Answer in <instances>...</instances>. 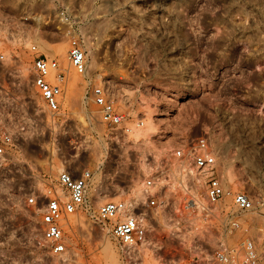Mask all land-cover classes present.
<instances>
[{
	"label": "rangeland",
	"instance_id": "374dc122",
	"mask_svg": "<svg viewBox=\"0 0 264 264\" xmlns=\"http://www.w3.org/2000/svg\"><path fill=\"white\" fill-rule=\"evenodd\" d=\"M72 39L85 50L88 76L128 114V131L109 133L100 122L85 78L69 63ZM0 44V129L13 136L0 160V264L208 259L214 230L178 227L161 215L153 243L126 258L82 214L63 226L64 254L50 256L36 244L38 209L61 171L92 173L87 197L94 212L108 200L142 204L147 178L162 200H181L192 193L179 186L172 151L199 137L219 158L225 188L261 205L238 216L240 228L227 241L253 239L264 264V0H0ZM32 44L64 73L56 115L33 87ZM200 192L203 200V186Z\"/></svg>",
	"mask_w": 264,
	"mask_h": 264
},
{
	"label": "built area",
	"instance_id": "2783aa9c",
	"mask_svg": "<svg viewBox=\"0 0 264 264\" xmlns=\"http://www.w3.org/2000/svg\"><path fill=\"white\" fill-rule=\"evenodd\" d=\"M29 52L33 87L47 111L51 115H56L62 105L64 73L58 61L40 52L37 45L32 44ZM67 54L73 70L87 82L86 94L96 106L100 122L109 133L120 129L128 131V114L109 97L103 85L95 84L88 76L87 56L77 40L72 39ZM4 56L0 44V60H3ZM12 145L11 132L0 129V160L6 156ZM172 156L177 164L179 186L186 192L191 189V195L181 200H162L159 192L150 191L156 186L155 179L147 178L144 186L145 201L142 204L135 205L124 199L108 200L101 203L96 212L91 210V203L87 197L93 178L92 173L85 169L74 176L68 170L61 171L54 186L45 189L44 192L46 204L40 214L41 235L37 240V246L44 248L50 256L64 254L69 246L63 226L68 216L82 214L89 220L97 222L115 241L126 258L134 251L153 243L150 234L161 215L167 222L178 227L182 224H201L206 231L214 230L218 239L216 246L208 254V259L196 264H262L253 239L245 237L235 243L227 241L240 228L238 216L259 209L261 205L255 206L245 192H231L225 188L220 175L221 162L211 149L208 138L199 137L183 142L175 147ZM181 180L189 184L190 188L183 185L184 181ZM195 181L200 186L194 185ZM202 186L203 200L200 192ZM226 197H230V203H225ZM147 209L150 210L149 216L146 214Z\"/></svg>",
	"mask_w": 264,
	"mask_h": 264
},
{
	"label": "bare ground",
	"instance_id": "6f19581e",
	"mask_svg": "<svg viewBox=\"0 0 264 264\" xmlns=\"http://www.w3.org/2000/svg\"><path fill=\"white\" fill-rule=\"evenodd\" d=\"M56 51H58V52H62L63 51V49H62V47L61 46H57L56 47ZM39 211H41L40 209H38ZM108 245V244H107Z\"/></svg>",
	"mask_w": 264,
	"mask_h": 264
}]
</instances>
